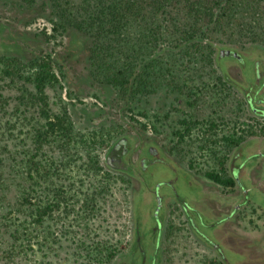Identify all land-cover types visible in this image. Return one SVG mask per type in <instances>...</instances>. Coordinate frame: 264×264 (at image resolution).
Masks as SVG:
<instances>
[{
  "label": "rangeland",
  "instance_id": "1",
  "mask_svg": "<svg viewBox=\"0 0 264 264\" xmlns=\"http://www.w3.org/2000/svg\"><path fill=\"white\" fill-rule=\"evenodd\" d=\"M134 1L0 0V264H128L136 218L157 264H264V0Z\"/></svg>",
  "mask_w": 264,
  "mask_h": 264
},
{
  "label": "trees",
  "instance_id": "2",
  "mask_svg": "<svg viewBox=\"0 0 264 264\" xmlns=\"http://www.w3.org/2000/svg\"><path fill=\"white\" fill-rule=\"evenodd\" d=\"M136 4H137V1H134L133 3H130V5H125V7L122 8L123 7L122 0H117V2H114L112 4V7L111 8L109 7L102 14V16H104V18H107L111 22V24H112V22L115 23L114 31L117 32L118 28L120 29V27H121L118 24L121 20L122 14L128 15V14H126L127 10H131L132 12L134 10H136ZM102 25L103 26H99L98 30H97L98 31V38H100V39H101V37H104L105 35L108 36L107 32L110 29H112L110 27L106 28L104 24H102ZM155 26H158V25H155ZM155 26L153 27V30L156 29ZM80 28L83 30L85 27L83 25H81ZM90 29H92V27H90ZM110 41H111V39H110ZM103 47H105V46L103 45ZM110 48L111 47L108 46L107 50L110 51L109 50ZM117 48H119L118 45H115V47H112V49H117ZM103 52H104V48H103L102 52L99 50L98 56L100 57L103 54ZM225 54L227 56H229V55L236 56L237 55V53H232V52H226ZM223 55L224 54H222V56ZM36 69H37V72H36V75L34 78V82H35L36 88L38 90V93L40 95V102L42 103V105L47 107L48 103H47V96L45 93L46 86L50 83L57 82L59 79L57 77L56 72L53 69L51 62L47 61L45 58H42L41 61L36 64ZM121 74L122 75L125 74V71L122 72ZM122 75H119V76H122ZM115 78L117 80L118 77H115ZM247 92H248V90H246V93ZM255 101H256L255 96L254 97L253 96L248 97V102H249L251 109L254 110L255 112L264 114V109L257 108L255 106ZM46 116L47 117H45V118L47 120L48 130L50 129L51 131L55 132L57 130L67 129L65 127V124L67 122V119L65 117H60V116L51 117L48 112L46 113ZM207 177L209 179H211L212 181H214L218 184H221L223 186H226V187H234L237 183L235 177H232L229 179H223L219 174H215V173H208ZM41 202H43V200ZM47 209H48L47 204L40 205V207L35 210L36 217L41 220L42 217L47 213Z\"/></svg>",
  "mask_w": 264,
  "mask_h": 264
},
{
  "label": "flooded vegetation",
  "instance_id": "3",
  "mask_svg": "<svg viewBox=\"0 0 264 264\" xmlns=\"http://www.w3.org/2000/svg\"><path fill=\"white\" fill-rule=\"evenodd\" d=\"M121 139L116 141L114 143V145L111 147V149L109 150V153L107 154V157H108V155H110L109 162H108V160H106V162L113 169H119V170L127 171V172L130 173V172L133 171V167H132L131 161L129 160L128 155H129V153H130V151L132 149V145H131L130 140L128 139V141H127L128 152L126 154H124L125 144L124 143L118 144V142ZM158 208L159 209L161 208V203L158 205ZM159 212L160 211L158 210V213ZM162 219L163 218L161 217V224L163 222ZM189 219H190L189 222L191 223V226H192V230L194 231L196 228L194 227V225L192 223L191 217ZM136 222H137V226H136V229H135V237L133 239V242L131 244L130 249L127 251V257L129 259L128 260V264H157V260H158V258L160 256V236H161L162 229H160V231H149V233L147 235H145L147 243H149L150 241H153V243L155 244V240L157 241V238H159L158 248L157 249L154 248L155 250H153V252H152L153 255L151 256L152 259L149 260L148 259V256H149L148 255L149 254L148 248L146 247L145 249H143V248L140 247V240H142L141 239L142 237L140 236V231H138L140 227H139V220L137 218H136ZM196 232H197V236L201 240L206 241L204 239V237L201 236L202 232H200V231H196ZM152 234H153V237L150 238L149 236L152 235ZM156 244H157V242H156ZM154 247H156V246H154ZM214 249L217 251V247L216 246L214 247ZM146 251H147V253H146Z\"/></svg>",
  "mask_w": 264,
  "mask_h": 264
},
{
  "label": "water",
  "instance_id": "4",
  "mask_svg": "<svg viewBox=\"0 0 264 264\" xmlns=\"http://www.w3.org/2000/svg\"><path fill=\"white\" fill-rule=\"evenodd\" d=\"M127 141H128V138L123 137V138L118 142V144H120V143H124V144H125L124 154H126V153L128 152V144H127ZM112 150H113V149H112ZM109 157H110V155H108V157H107V159H106V160H108V162H109Z\"/></svg>",
  "mask_w": 264,
  "mask_h": 264
}]
</instances>
